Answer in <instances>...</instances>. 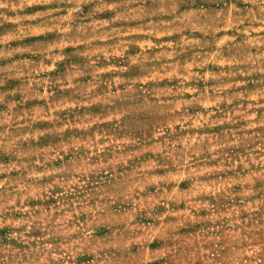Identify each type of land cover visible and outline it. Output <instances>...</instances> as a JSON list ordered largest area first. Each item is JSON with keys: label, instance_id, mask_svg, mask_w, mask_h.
<instances>
[{"label": "clouds", "instance_id": "clouds-1", "mask_svg": "<svg viewBox=\"0 0 264 264\" xmlns=\"http://www.w3.org/2000/svg\"><path fill=\"white\" fill-rule=\"evenodd\" d=\"M0 264H264V0H0Z\"/></svg>", "mask_w": 264, "mask_h": 264}]
</instances>
